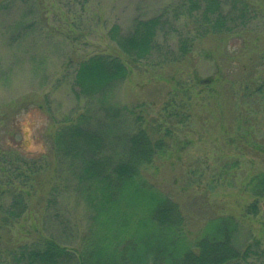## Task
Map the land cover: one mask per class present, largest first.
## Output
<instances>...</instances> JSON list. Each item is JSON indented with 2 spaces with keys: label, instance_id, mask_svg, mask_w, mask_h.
I'll return each mask as SVG.
<instances>
[{
  "label": "rangeland",
  "instance_id": "rangeland-1",
  "mask_svg": "<svg viewBox=\"0 0 264 264\" xmlns=\"http://www.w3.org/2000/svg\"><path fill=\"white\" fill-rule=\"evenodd\" d=\"M241 1L249 7L233 21L241 29L213 35L196 22L204 0L200 10L202 0H0V264H35L28 251L45 237L65 247L64 263L54 264H79L90 249L115 251L152 229L160 243L143 242L150 251L164 258L158 249L172 243L147 222L155 201L146 189L122 208L133 214L110 218L96 213L94 197L78 196L81 186L75 193L81 180L66 174L71 164L57 146L74 124L105 131L98 157H120L139 124L149 139L153 128L157 138L168 131L152 164L140 167L139 186L177 202L186 242L230 215L238 248L264 241V198L250 192L264 170V0ZM155 18L157 29L137 26ZM135 25L148 28L136 36L150 35L153 48L130 63L117 42L135 38ZM94 57L122 60L128 75L82 94L77 70ZM225 163L230 173L218 178ZM251 203L256 214L246 212Z\"/></svg>",
  "mask_w": 264,
  "mask_h": 264
},
{
  "label": "trees",
  "instance_id": "trees-1",
  "mask_svg": "<svg viewBox=\"0 0 264 264\" xmlns=\"http://www.w3.org/2000/svg\"><path fill=\"white\" fill-rule=\"evenodd\" d=\"M229 1L232 8L225 11L222 0H204L206 7L196 19V22L200 21L199 26L205 28L204 34L230 35L241 29V27L233 24V21L241 16L244 17L249 7L241 0ZM201 3H203V0L194 5L195 10H200ZM239 4H242V6L239 7ZM137 26L157 29L158 20L156 18L150 19ZM137 26L135 25L133 30L135 38L130 40L119 39V42H117L130 63L136 62L137 58L139 59L148 54L153 48V43L149 39L150 35L143 36L139 34L138 37L136 36L138 30L144 28H137ZM148 28H144L141 33ZM126 68V63L122 60L94 57L81 63L77 70L75 83L80 87L82 94H96L111 82L125 79L128 75ZM263 83L259 85L261 94L264 88L262 87L264 86ZM247 89L251 90L249 87ZM152 130L153 136L150 132L151 137L149 139L148 128L145 125L139 124L133 127L128 146L126 149H122L124 153L119 155L120 157L110 156V154L98 157L99 152L104 148L102 133H105V131L91 130L86 127L79 128L74 124L68 129L65 128L62 132V134L67 132L69 138L63 140L65 139L64 136L62 135L63 139H61V134H59L57 138L58 151L69 158L71 164L70 172H65L70 178L81 180L75 193L81 186L78 196L83 199L88 198L86 200L88 202L94 197L97 201L95 204L92 203V206L98 215L106 214L110 218L113 211L115 215H118L122 208L129 207L137 196L140 197L138 189H146L148 200L155 201L154 209H150L149 213L146 214L149 217L147 222L152 227H154V224L163 227L166 233L172 237L170 245H164L158 249L159 252L165 255L164 258L159 257L160 253L157 255L154 253L155 250L150 251L143 244L145 241L152 246L160 243L152 238L154 231L152 229L151 234L143 235V237L139 236L137 240L127 241L125 243L126 247L121 245L115 251L101 252L90 249L87 251V258L81 254L82 257H79L80 261L78 263L89 264L90 261L91 264H97L102 261L106 262L102 264H146L153 259L155 263L159 264H163L164 260L167 264H264V247H261L262 244L264 245V241L251 242L246 240L243 243V248L240 249L236 246L235 239L240 225L233 216L214 217L206 225L205 231L188 243L186 242V231L181 228L182 225L184 227V219L179 217L177 202L170 195L155 191L154 186L147 185L149 188L139 186V184L146 185V177H143V179L138 177L140 167L147 169L152 164L157 152H161V147L166 144L165 136L170 135L168 131H165L164 139L163 137L157 138L154 134L155 128ZM228 169H231V166L227 163L223 164L222 168L217 170L216 176L225 178L230 173ZM32 171L35 170L32 169ZM63 171L64 169L61 172L64 173ZM251 181L253 182L250 183L251 194L256 199L264 198V170L257 173ZM247 209H250L246 211L247 213H257L256 206L253 203ZM97 214L94 216L95 219L96 217L99 218ZM120 214L127 216L133 213L122 209ZM144 237H147V240H143ZM155 238H159V235L156 234ZM41 240L36 241L28 251V261L35 264L64 263L60 257L64 258L66 255L65 247L49 237ZM140 247H144V249H140ZM255 255L258 258L254 263H251L252 256ZM96 261L98 262L96 263Z\"/></svg>",
  "mask_w": 264,
  "mask_h": 264
}]
</instances>
